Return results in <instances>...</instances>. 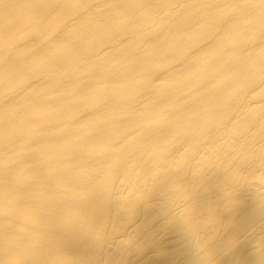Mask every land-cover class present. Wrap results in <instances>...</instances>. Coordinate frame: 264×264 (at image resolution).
<instances>
[{"label": "bare ground", "instance_id": "1", "mask_svg": "<svg viewBox=\"0 0 264 264\" xmlns=\"http://www.w3.org/2000/svg\"><path fill=\"white\" fill-rule=\"evenodd\" d=\"M0 264H264V0H0Z\"/></svg>", "mask_w": 264, "mask_h": 264}]
</instances>
